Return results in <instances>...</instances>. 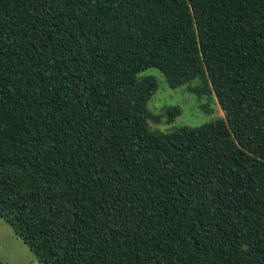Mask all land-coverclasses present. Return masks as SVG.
Masks as SVG:
<instances>
[{
  "label": "trees",
  "instance_id": "16d2710c",
  "mask_svg": "<svg viewBox=\"0 0 264 264\" xmlns=\"http://www.w3.org/2000/svg\"><path fill=\"white\" fill-rule=\"evenodd\" d=\"M151 67L225 115L152 128ZM0 215L43 264H264V0H0Z\"/></svg>",
  "mask_w": 264,
  "mask_h": 264
},
{
  "label": "rangeland",
  "instance_id": "374dc122",
  "mask_svg": "<svg viewBox=\"0 0 264 264\" xmlns=\"http://www.w3.org/2000/svg\"><path fill=\"white\" fill-rule=\"evenodd\" d=\"M144 74L158 78L159 89L149 102L153 115L160 121L151 119L152 128L170 131L182 125L197 126L224 116L215 97L199 98L187 86L172 88L165 75L156 67L148 68ZM209 105L213 112H205L203 106ZM170 106H179L182 113L170 123L165 115ZM0 264H43L39 257L25 243L12 226L0 215Z\"/></svg>",
  "mask_w": 264,
  "mask_h": 264
},
{
  "label": "water",
  "instance_id": "95a60500",
  "mask_svg": "<svg viewBox=\"0 0 264 264\" xmlns=\"http://www.w3.org/2000/svg\"><path fill=\"white\" fill-rule=\"evenodd\" d=\"M151 117L154 121H157V122L160 121V118H161L159 115H152Z\"/></svg>",
  "mask_w": 264,
  "mask_h": 264
}]
</instances>
